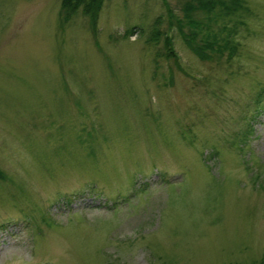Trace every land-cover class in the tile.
<instances>
[{
	"label": "rangeland",
	"instance_id": "rangeland-1",
	"mask_svg": "<svg viewBox=\"0 0 264 264\" xmlns=\"http://www.w3.org/2000/svg\"><path fill=\"white\" fill-rule=\"evenodd\" d=\"M244 2L216 65L169 25L178 0H105L96 33L63 0H0V264H264V0Z\"/></svg>",
	"mask_w": 264,
	"mask_h": 264
},
{
	"label": "trees",
	"instance_id": "trees-1",
	"mask_svg": "<svg viewBox=\"0 0 264 264\" xmlns=\"http://www.w3.org/2000/svg\"><path fill=\"white\" fill-rule=\"evenodd\" d=\"M105 0H63L62 20L69 22L72 17L82 11L90 19L92 30L97 31L99 13ZM245 0H178L180 12L177 15L173 9H168L171 27L176 28L189 50L201 61L210 64H226L238 53L236 36L246 25L248 7ZM169 7V6H168ZM160 22L161 20L158 19ZM156 23V24H157ZM135 29L128 31V34ZM96 33V32H95ZM162 32L154 28L149 41L159 42ZM164 53H157V63L164 58L174 62L180 70L179 55L174 47L173 38L165 35ZM238 45H240L238 43ZM156 67V69H158ZM212 156L215 157L214 154ZM0 177L4 178L0 169Z\"/></svg>",
	"mask_w": 264,
	"mask_h": 264
}]
</instances>
